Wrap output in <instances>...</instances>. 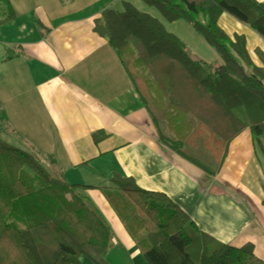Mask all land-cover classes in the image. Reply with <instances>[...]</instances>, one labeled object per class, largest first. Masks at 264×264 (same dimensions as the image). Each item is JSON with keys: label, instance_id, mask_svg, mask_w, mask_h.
Segmentation results:
<instances>
[{"label": "trees", "instance_id": "trees-1", "mask_svg": "<svg viewBox=\"0 0 264 264\" xmlns=\"http://www.w3.org/2000/svg\"><path fill=\"white\" fill-rule=\"evenodd\" d=\"M140 1L167 22L185 21L221 62L196 58L157 18L126 0L120 11L102 10L92 31L124 68L158 141L214 176L233 137L246 128L254 140L264 132V53L255 50L262 63L255 66L244 37L230 38L216 21L226 13L264 39V6L256 0ZM37 28L42 34L38 22ZM17 47L6 49L3 60ZM1 108L0 124H6ZM52 163L48 155L0 140V264H80V256L109 264L112 235L86 194L91 187L52 176ZM109 182L102 196L146 264H264L252 245L235 248L200 231L164 194L118 174Z\"/></svg>", "mask_w": 264, "mask_h": 264}, {"label": "crops", "instance_id": "crops-1", "mask_svg": "<svg viewBox=\"0 0 264 264\" xmlns=\"http://www.w3.org/2000/svg\"><path fill=\"white\" fill-rule=\"evenodd\" d=\"M116 4L121 0H7L0 21L13 16L0 25V140L50 156L52 176L91 187L86 194L112 235L109 264H146L102 196L113 174L164 194L220 243L252 245L264 262V132L254 140L246 128L233 137L214 176L162 145L124 68L92 31L102 10H121ZM216 22L230 38L242 35L249 60L262 66L255 54L264 53L262 37L226 13ZM79 263L92 264L84 256Z\"/></svg>", "mask_w": 264, "mask_h": 264}, {"label": "rangeland", "instance_id": "rangeland-1", "mask_svg": "<svg viewBox=\"0 0 264 264\" xmlns=\"http://www.w3.org/2000/svg\"><path fill=\"white\" fill-rule=\"evenodd\" d=\"M126 1L133 4L134 7H136L138 10L146 13L148 12V14L157 17L160 23L163 24L165 30L167 32L176 35V37H178L183 42H185L189 52L196 58L201 59L203 62L206 63L221 62L216 52L210 46H208L207 43L199 35H197L185 21L176 20L174 22H167L163 20L157 12H155L156 10L146 6L140 0H126ZM115 6L116 8H118L119 4H116ZM2 11L6 14L4 3L0 1V17L4 16L2 14Z\"/></svg>", "mask_w": 264, "mask_h": 264}]
</instances>
